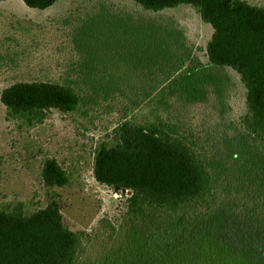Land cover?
<instances>
[{
  "label": "trees",
  "instance_id": "trees-1",
  "mask_svg": "<svg viewBox=\"0 0 264 264\" xmlns=\"http://www.w3.org/2000/svg\"><path fill=\"white\" fill-rule=\"evenodd\" d=\"M22 1L44 10L58 0ZM131 1L150 13L187 5L212 28L207 63L191 59L157 99L197 106L222 83L211 67L228 68L244 88L237 130L202 147L180 120L154 113L138 122L127 111L110 138L96 142L92 169L98 183L128 193L124 241L109 246L116 229L104 218L90 232L70 230L56 198L31 212L20 201L0 208V264H264V5ZM87 28L92 53L114 48L127 70H146L170 53V34L124 12L95 17ZM85 101L67 82H17L0 93L7 117L25 127L51 109L81 111ZM41 178L47 188L70 184L54 158L43 162Z\"/></svg>",
  "mask_w": 264,
  "mask_h": 264
},
{
  "label": "rangeland",
  "instance_id": "rangeland-1",
  "mask_svg": "<svg viewBox=\"0 0 264 264\" xmlns=\"http://www.w3.org/2000/svg\"><path fill=\"white\" fill-rule=\"evenodd\" d=\"M245 1L264 5V0ZM122 12L154 22L162 34H170V53L146 70L119 66L114 48L92 53L90 44L96 43L87 26L102 14ZM211 34L212 28L187 5L150 13L131 0H58L44 10L29 8L22 0L0 1V93L17 82H67L86 99L81 111L51 109L34 127L7 117L0 102V208L21 201L31 212L56 198L70 230L90 232L104 218L116 229L109 246L124 241L128 193L119 194L94 179L96 142L108 140L127 111L138 122L154 113L180 120L202 147L235 132L244 112V88L228 68L211 67L222 83L209 89L197 106H182L168 95L157 99L167 80L191 59L207 63ZM46 158L56 159L66 170L69 185H43ZM100 251L107 252L103 247Z\"/></svg>",
  "mask_w": 264,
  "mask_h": 264
}]
</instances>
